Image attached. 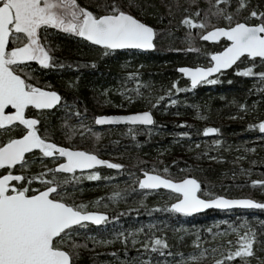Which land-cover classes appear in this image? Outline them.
<instances>
[{
    "label": "snow or ice",
    "instance_id": "obj_1",
    "mask_svg": "<svg viewBox=\"0 0 264 264\" xmlns=\"http://www.w3.org/2000/svg\"><path fill=\"white\" fill-rule=\"evenodd\" d=\"M193 5L198 0H190ZM140 5L136 0H99L95 5L85 6L79 0H0V130L8 132L0 139V264H77L80 249L86 248L87 240L95 244H112L113 239L100 240L87 232L84 240L80 239L81 231H87L89 223L95 226H106L119 217L106 210H89L90 207L100 205L107 199L108 203H116L124 197V192L114 190L105 197H98L95 201L77 203L74 194L83 178L87 180L110 179L102 177L97 166H107L111 169L122 170L125 165L110 159H103L95 150L65 145L54 140V129L50 128L47 115L56 108L64 107L68 114L78 119V124L70 125L68 119L62 118L60 128L65 132V138L79 134L82 138L90 134L99 139L100 133L93 132L91 127L83 122L87 108L83 111L75 104L69 105L61 93L50 83L39 84L31 67L32 62H38L42 69H63L65 67L79 68V63L66 62L53 55L56 48L48 39L49 35L57 32L74 35L90 42V46H99L102 54L108 56L119 49L152 50L157 48L155 38L158 30L131 11ZM177 7H180L178 4ZM168 14H172V4H167ZM243 10L247 16L238 18ZM141 11L143 9L141 8ZM179 24L186 26L185 35L189 47L176 51H196L195 37L201 40L220 41L227 38V43L219 51L206 52L207 65L180 66L177 70L190 79V87L196 88L201 84L218 83V76L223 70L237 66L238 62L249 60V66L236 67L237 74L246 77H258L264 83V71L255 72L257 58L260 66L264 67V0L252 5L251 0H208L207 8L197 6L194 12L183 9ZM212 18L223 20V25L213 24ZM163 19V17H161ZM193 29L200 31L193 33ZM92 61V66H95ZM139 72L127 73L128 78L135 79V95H129L126 88L119 91L125 96L127 103H132L137 96L142 95L141 80L137 79ZM231 83V81H229ZM69 86H75L69 82ZM186 91L181 89L178 81H173L165 95L158 96L154 103L149 101L150 107L142 111L125 114H100L94 116L96 125L127 124V134L136 136L138 130L152 134L156 121L153 109L161 105L167 97L168 105H176L171 99L174 93ZM264 91V89H258ZM108 89H104L106 94ZM105 103H112L106 99ZM235 103V101H233ZM9 106L11 109L8 110ZM124 107V103L119 105ZM239 109L248 111L246 104H239ZM47 114V115H46ZM231 118H240L237 116ZM22 126L20 134H11ZM180 126L187 127V121H180ZM249 130L258 129L264 134V119L251 123ZM82 130V131H81ZM219 127L207 126L203 134L220 133ZM187 137L189 132L179 133ZM222 140L216 139L213 144L220 146ZM196 147H200L199 144ZM255 152V146L246 149ZM207 153H197L206 155ZM212 160H224L223 156H208ZM246 157H238L233 162L239 164ZM49 160L52 166L44 163ZM176 164L177 161H173ZM256 164V161H252ZM39 167V170H34ZM183 171V170H181ZM241 173L251 175L252 169H245L241 165ZM79 172V174H77ZM141 175L134 184L140 190H171L175 195L165 205L153 206V211L160 210L168 213L190 216L205 209H261L264 202L250 197H229L207 191L202 187V181L192 174L183 177L169 175L168 167L157 170L155 165L151 169L141 168ZM163 173V174H161ZM131 175V174H130ZM235 176V173H233ZM252 186L264 189V179H251ZM69 186L73 192H69ZM147 192H145V195ZM143 203V201H141ZM107 204L104 207L107 208ZM163 224V222H161ZM227 228L213 232V239L217 236L225 237L229 233L236 234V239H226L215 246L201 247L199 232L192 241L194 251L189 254L179 253L180 259L174 264H202L211 255V264H235L239 258L240 264H251L255 258L258 264H264V258L257 256L259 233L247 219L239 224L224 221ZM264 228V221L260 222ZM149 225V228H156ZM143 234L141 241L136 237ZM133 246L140 244L147 260L140 264H152V254L173 256L167 234L145 232L138 228L131 232L115 233L116 240H122L127 252L129 238ZM264 251V247L259 249ZM112 255H116L113 252ZM158 264V262H157Z\"/></svg>",
    "mask_w": 264,
    "mask_h": 264
},
{
    "label": "trees",
    "instance_id": "obj_2",
    "mask_svg": "<svg viewBox=\"0 0 264 264\" xmlns=\"http://www.w3.org/2000/svg\"><path fill=\"white\" fill-rule=\"evenodd\" d=\"M85 6L95 5L99 0H79ZM127 3V0H125ZM260 0H251L252 5ZM140 8L133 6L131 11L137 14L147 23L158 30L155 43L157 48L151 51L116 50L108 56L102 54L98 46L92 47L89 42L84 41L71 34L57 32L49 35L48 39L52 46L58 48L53 55L62 61L79 63L81 66L65 67L63 69H42L35 67L33 75L42 83H50L59 91L69 105L75 104L81 111L87 108L83 122L88 124L93 132L100 133L99 141L95 136L85 134L82 138L79 134L65 138V132L60 128L62 118H67L70 125L78 124L74 115L66 114L68 110L64 107L57 108L47 121L50 128L54 129V139L62 144L71 143L86 149L97 151V153L116 163L125 165L122 170L101 167L97 169L102 177L110 179L87 180L83 178L74 194L77 203L84 201H95L98 197H105L114 190L124 192V197L116 203H104L92 206L89 210H106L110 214L119 217L118 221H112L106 226H94L89 224L87 231L82 230L80 239L84 240L87 232L94 234L97 239H113L112 244H95L87 240V247L80 249L77 264H140L141 260H147L148 256L143 253L140 244L135 246L131 243V237L124 251L122 240L115 239V233L131 232L135 229L144 228L145 232L153 231L156 234H167L170 251L173 256L152 254V264H174L180 259L179 253L189 254L194 251L192 241L199 232L201 236V247L215 246L226 239H236V234L229 233L225 237L217 236L213 239V232L227 228L224 221L237 223L247 219L248 223L257 229L258 240H264V210L261 209H237L227 211L208 210L202 214L184 216L182 214L168 213L160 210L153 211L155 205H165L175 194L173 192L159 190H140L134 180L141 175V168L151 169L153 165L157 170L168 167L169 175L183 177L192 174L202 181V187L207 191L218 194H226L229 197H250L264 202V189L252 186L251 179H264V135L258 129L249 130L248 125L257 123L264 119V83L258 77H246L237 74L236 67L249 66V60L238 62L237 66L222 72L218 76V83L201 84L192 89L189 82L176 71L178 66L207 65L208 57L205 53L219 51L227 43L220 40L218 43L210 44L201 41L199 36L195 37L194 47L200 51H176V49H187L189 47L185 40L188 29L179 24L188 8L194 12L197 6L207 8L208 0H198L193 5L190 0H136ZM172 4V14L169 15L167 4ZM180 7H177V5ZM235 0H233V6ZM141 8L143 11H141ZM247 16V10H243L238 18ZM163 17V19H161ZM213 24L223 25L225 21H217L212 18ZM193 33L200 30L193 29ZM95 61V66L91 62ZM255 72L264 71L260 61L256 60ZM129 72H139L137 79L141 80L140 90L142 95L132 103H127L125 96L119 91L126 88L129 95H135V79L127 76ZM75 86H69V82ZM173 81H178L181 89L188 90L174 93L171 99L177 101L176 105H168L166 97L161 105L153 109L156 121L151 136L146 131L138 130L136 136L127 134L128 125L109 126L99 128L94 124V116L108 114L114 106L124 103L122 109L126 112L140 111L151 106L158 96L165 95L168 88L172 87ZM231 81V83H229ZM104 89H108L105 94ZM108 99L112 103H105ZM235 101V103H233ZM246 104L248 111L239 109V104ZM240 118H231L237 116ZM180 121H187V127L180 126ZM207 126L219 127L220 133L214 137H203V128ZM82 131V130H81ZM189 132L187 137H181L179 133ZM216 139L222 140V145L213 144ZM199 144L200 147H196ZM255 146V152L246 151ZM197 153H207L197 155ZM223 156L224 160H212L208 156ZM244 156L239 164L234 163L238 157ZM177 161L173 164V161ZM256 161V164H252ZM241 165L245 169H252L251 175L241 173ZM183 170V171H181ZM235 173V176H233ZM131 174V175H130ZM163 174V173H161ZM69 192H73L71 186ZM145 192L147 194L145 195ZM143 201V203H141ZM107 204V208L104 207ZM163 222V224L161 223ZM156 225V228H149ZM143 240V234L136 237ZM257 256L264 258V251H260L264 244L257 243ZM116 252V255H112ZM212 256L209 255L202 264H211ZM235 264H240L239 258ZM251 264H258L255 258Z\"/></svg>",
    "mask_w": 264,
    "mask_h": 264
},
{
    "label": "water",
    "instance_id": "obj_3",
    "mask_svg": "<svg viewBox=\"0 0 264 264\" xmlns=\"http://www.w3.org/2000/svg\"><path fill=\"white\" fill-rule=\"evenodd\" d=\"M201 40V39H200ZM220 40H225L226 42H227V38L226 37H221V39ZM201 41H204V42H207V43H210V44H215V43H218L219 41H207V40H201ZM90 43V42H89ZM99 47V46H98ZM119 50H137V51H151V50H141V49H119ZM153 50V49H152ZM184 66V65H183ZM188 66V65H187ZM180 66H178L177 68H176V71L179 73V74H181L177 69L179 68ZM234 67V66H233ZM231 69V68H230ZM230 69H227V70H223L222 72H225V71H228V70H230ZM182 75V74H181ZM183 76V75H182ZM184 78H186L187 80H188V82H189V85H190V79L188 78V77H185V76H183ZM9 108L11 109V106H9ZM12 110H14V109H12ZM145 110V109H144ZM140 111H142V110H140ZM127 113H129V112H127ZM108 114H114V113H108ZM122 114H125V113H122ZM95 124V123H94ZM96 125V124H95ZM123 125H127V124H123V123H121V124H105V125H96L97 127H105V126H123ZM202 135H203V137H205V138H211V137H214L216 134H208V135H205V134H203L202 133ZM264 135V134H263ZM103 159H106V158H103ZM97 167H107V166H97ZM107 168H109V167H107ZM109 169H111V168H109ZM161 189H164V188H161ZM164 190H167V191H170V192H172L171 190H168V189H164ZM237 209H242V208H236V207H234V208H232V209H217V208H215V207H213V208H209V209H205V210H203V211H201V212H199V213H195V214H192V215H196V214H202V213H204V212H206V211H208V210H216V211H227V210H237ZM89 224H91V223H89ZM91 225H93V224H91ZM95 226V225H94Z\"/></svg>",
    "mask_w": 264,
    "mask_h": 264
},
{
    "label": "flooded vegetation",
    "instance_id": "obj_4",
    "mask_svg": "<svg viewBox=\"0 0 264 264\" xmlns=\"http://www.w3.org/2000/svg\"><path fill=\"white\" fill-rule=\"evenodd\" d=\"M38 66V62H32L31 63V67L34 69L35 67H37ZM39 81V80H38ZM39 84H41V85H43L44 83H42V82H40L39 81ZM57 109V108H56ZM55 109V110H56ZM8 110H12V109H8ZM105 127H109V126H105ZM99 128H102V127H99ZM22 131H23V128H22V126L20 127V128H17L13 133H11V134H20V133H22ZM7 134H9L8 132H6V131H4V130H0V139H3ZM55 140V139H54ZM55 142H58V141H56L55 140ZM58 143H60V142H58ZM62 144V143H61ZM65 145H67V144H65ZM101 158H104V157H102L101 156ZM106 159H108V158H106ZM44 163H46V164H48V166H52V164H51V162L49 161V160H45L44 161ZM101 167H97V169H100ZM34 170H39V167L37 166V168H35ZM77 174H79V172L77 173Z\"/></svg>",
    "mask_w": 264,
    "mask_h": 264
},
{
    "label": "rangeland",
    "instance_id": "obj_5",
    "mask_svg": "<svg viewBox=\"0 0 264 264\" xmlns=\"http://www.w3.org/2000/svg\"><path fill=\"white\" fill-rule=\"evenodd\" d=\"M140 17V16H139ZM141 18V17H140ZM110 113H114V114H122V113H127L126 111H124L123 109H122V107H120V106H114V109L110 112ZM99 141V139L98 140H96V141H93V142H98ZM113 161V160H112Z\"/></svg>",
    "mask_w": 264,
    "mask_h": 264
}]
</instances>
